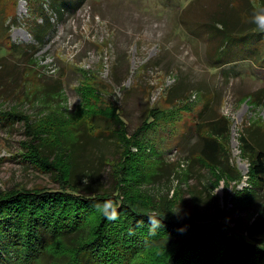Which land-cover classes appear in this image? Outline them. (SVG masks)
I'll return each mask as SVG.
<instances>
[{"label": "rangeland", "instance_id": "1", "mask_svg": "<svg viewBox=\"0 0 264 264\" xmlns=\"http://www.w3.org/2000/svg\"><path fill=\"white\" fill-rule=\"evenodd\" d=\"M60 1L72 4L57 12L54 5ZM54 2L0 0V113L18 112L25 118L0 119V193L58 191L63 184L57 170H42L25 158L32 132L27 125L32 130L44 128L46 139L60 148L79 137L72 146L81 178L79 190L74 188L111 190L119 160L110 136L113 127L101 119H86L93 108L105 105L118 110L128 136L153 117L139 139L159 176L156 184L139 189L145 192H136L144 198L141 202L171 218L221 217L231 227L235 220L248 224L250 217L233 213L230 197L247 186L249 160L241 155L239 137L253 144L254 130L264 133V42L256 34L232 33L239 40L231 46L237 61L219 68L213 59L222 43L208 39L202 24L228 19L236 23L235 31L247 29L242 24L247 26L263 4L259 0ZM40 5L50 30L37 42L30 24L35 21L31 13L40 12ZM210 122H226L223 143L232 175L239 179L221 176L199 156L203 138L213 136L207 127ZM218 142L222 144V139ZM51 151L47 147L45 152ZM54 155V162L65 161L64 155ZM164 249L155 257L156 264L167 253ZM139 256L131 264H142L150 253ZM49 261L43 257L35 264Z\"/></svg>", "mask_w": 264, "mask_h": 264}, {"label": "trees", "instance_id": "2", "mask_svg": "<svg viewBox=\"0 0 264 264\" xmlns=\"http://www.w3.org/2000/svg\"><path fill=\"white\" fill-rule=\"evenodd\" d=\"M259 1L263 4L259 9L262 10L264 0ZM58 3L54 5L57 12L72 4ZM40 9L31 13L35 21L30 24V31L37 42L50 30L42 6ZM249 21V26L242 24V28H249L240 31H235L236 23L228 19L202 24L208 39L222 43L215 52L214 65L219 68L235 65L232 63L237 61V53L231 46L239 40L231 37L234 32H244L243 36L256 34L264 42V30L255 24L253 16ZM245 58L244 54L241 60ZM93 110L86 118L88 121L101 119L113 127L110 136L119 156L113 187L100 193L88 186L81 189L83 192L78 191L81 178L76 174V151L72 146L79 137L60 148L61 144L53 145L46 139L44 128L32 130L27 125L32 132L31 141L25 147V158L42 170H57L64 185L58 191L0 193V264H35L43 257L50 259L48 264H131L143 253L150 256L142 264H156L155 257L164 247L168 248L164 249V254L167 253L161 264H264V133L260 129L254 130L253 144L245 136L239 137L241 155L249 160L247 186L234 191L230 203L237 217L242 213L250 221L243 226L235 220L231 227L221 217L171 218L153 210V204L141 202L144 198L136 192H145L139 189L156 184L159 176L139 139L149 129L153 117L145 119L135 134L128 136L116 108L102 105ZM0 119L25 120L18 112L0 113ZM207 127L213 136L203 138L199 156L217 168L221 176L229 175L230 181L239 179L232 175L223 143L227 139L226 122H210ZM216 137L222 139V144ZM47 147H52L53 154H46ZM54 154L64 155L65 161L54 162ZM109 216L115 218L109 219ZM150 221L158 222V226L154 227Z\"/></svg>", "mask_w": 264, "mask_h": 264}, {"label": "clouds", "instance_id": "3", "mask_svg": "<svg viewBox=\"0 0 264 264\" xmlns=\"http://www.w3.org/2000/svg\"><path fill=\"white\" fill-rule=\"evenodd\" d=\"M253 21L257 24V26L261 29L264 30V9L262 10H258L254 13L253 15ZM83 183L87 184L88 181L84 180ZM109 219H114V216H109ZM150 223H153V226H158V222H152L150 221ZM178 231H183V229H179Z\"/></svg>", "mask_w": 264, "mask_h": 264}]
</instances>
